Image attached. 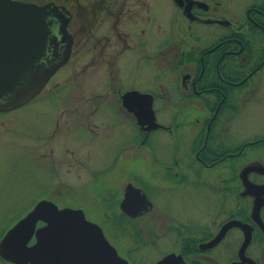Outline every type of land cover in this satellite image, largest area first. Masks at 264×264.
Instances as JSON below:
<instances>
[{
    "label": "flooded vegetation",
    "instance_id": "1",
    "mask_svg": "<svg viewBox=\"0 0 264 264\" xmlns=\"http://www.w3.org/2000/svg\"><path fill=\"white\" fill-rule=\"evenodd\" d=\"M12 1L48 7L58 36L63 19H68L69 62L77 55L100 58L107 80L103 86H117L114 102L126 112L120 125L131 138L128 145H134L120 151L131 149L139 156L142 145L151 150L156 181L149 189L165 194V205L157 206L136 172L127 177L118 198L102 197L103 223L91 220L119 255L128 264H264V205L254 210L255 196L243 194L241 177L247 165L264 164V133L253 138L237 134L243 108L264 90V0ZM53 57L49 48L45 62ZM142 66L153 69L152 81L136 78L145 90L135 82L124 89L122 73ZM133 90L152 94L154 106L161 101L176 108L170 122L160 121L156 110L159 127L149 130L148 124H139L123 99ZM59 126L57 121L54 135ZM160 130L165 139L158 136ZM239 137L244 140L239 142ZM162 143L170 147L157 146ZM114 169L106 164L101 173L109 176ZM248 178L264 184V173L252 170ZM130 184L146 194L148 209L137 197L123 207ZM183 189L195 191L197 201L180 209L169 194ZM204 197L209 199L207 212L199 206ZM232 220L244 223L246 230L232 226L221 236Z\"/></svg>",
    "mask_w": 264,
    "mask_h": 264
},
{
    "label": "rangeland",
    "instance_id": "2",
    "mask_svg": "<svg viewBox=\"0 0 264 264\" xmlns=\"http://www.w3.org/2000/svg\"><path fill=\"white\" fill-rule=\"evenodd\" d=\"M140 75L152 81L153 69L142 66L124 71V89L135 82L145 90L146 86L136 80ZM105 79L100 58L77 55L57 72L36 100L16 110L0 112V241L45 197L60 207H82L90 220L103 223L99 210L102 197L118 198L127 177L136 172L145 179V184H141L157 206L165 205V194H154L149 189L156 181L151 175L155 168L151 150L142 145L139 156H134L131 149L125 154L120 151L134 145H128L131 138L120 125L126 112L114 102L119 94L117 86L107 89L103 86ZM165 105L157 101L155 108L159 120L169 123L176 108ZM239 116L237 134L242 132L253 138L264 133V90ZM57 121L60 126L54 135ZM114 129L115 133L111 131ZM109 132L112 136H107ZM158 136L165 139V132L160 130ZM241 138L239 142L244 140ZM157 146L170 147L166 143ZM106 164L115 166L109 176L101 173ZM194 194L192 189H183L169 197H174L176 206L182 209L189 207L192 200L197 201ZM208 201L207 197L200 200L201 212L208 211ZM103 205L106 206L104 200ZM0 264L12 263L0 258Z\"/></svg>",
    "mask_w": 264,
    "mask_h": 264
},
{
    "label": "water",
    "instance_id": "3",
    "mask_svg": "<svg viewBox=\"0 0 264 264\" xmlns=\"http://www.w3.org/2000/svg\"><path fill=\"white\" fill-rule=\"evenodd\" d=\"M51 13L45 6L0 0V110L18 107L36 97L69 61L68 19H63L60 25L59 38L51 28ZM61 41L66 42L65 47L59 46ZM49 48L55 57L45 62ZM123 99L139 124H148L146 129L149 130L160 126L152 94L133 90L126 92ZM134 100L136 103L132 105ZM252 170L264 173V164L253 162L241 172L245 184L243 194L255 196L254 210L258 212L264 205V184L249 180ZM135 197L148 209L150 200L132 184L128 186L123 207L133 204ZM41 222L44 224L39 226ZM232 226L246 230L244 223L232 220L220 235ZM246 235L243 248L249 240ZM0 256L14 264H128L107 239L102 227L90 221L82 208H61L49 199L40 200L6 232L0 241Z\"/></svg>",
    "mask_w": 264,
    "mask_h": 264
}]
</instances>
